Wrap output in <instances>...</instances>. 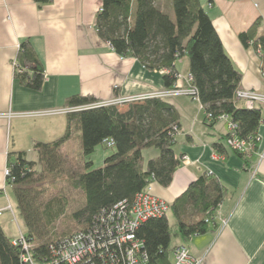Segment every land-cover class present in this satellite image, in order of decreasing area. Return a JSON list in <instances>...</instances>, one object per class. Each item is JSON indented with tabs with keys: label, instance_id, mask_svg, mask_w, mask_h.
<instances>
[{
	"label": "trees",
	"instance_id": "trees-1",
	"mask_svg": "<svg viewBox=\"0 0 264 264\" xmlns=\"http://www.w3.org/2000/svg\"><path fill=\"white\" fill-rule=\"evenodd\" d=\"M50 1L33 0L39 8ZM259 24L254 22L239 39L245 47L251 44L264 69V37L256 36ZM95 32L120 57L133 58L147 70L162 72L164 90L175 87V65L185 58V76L191 77V85L198 92L207 127L227 116L237 125L239 138L254 139L261 122V108L247 109L234 100L241 75L225 55L199 0H101ZM17 61L16 78L27 88L39 90L44 71L29 42L20 45ZM94 104L91 98H68L64 108L78 110L66 114L63 135L48 143L35 142V160L21 152L9 163L7 183L13 188L16 211L24 224L23 234L31 246L34 264L50 260V246L88 229L102 210L110 211L121 202L132 207L135 196L152 184L169 186L179 166L180 159L174 153L178 116L167 100L150 98L87 108ZM75 136L80 140L82 158L108 140L114 143L108 148L114 152L100 168L89 170L91 162L81 163L78 171L72 168L68 183L82 195L84 205L69 219L81 229L58 234L54 226L67 217L66 198L53 192L57 191L55 182L62 180V166L70 165V157L63 148ZM144 149H155L158 155L145 162ZM213 149L218 154L224 152L220 143L214 144ZM225 194L216 179L203 175L169 205L176 224L173 232L166 216L139 223L134 237L142 244L147 264H171L176 248L171 246L172 237L184 241L206 233L215 223L214 212ZM12 242L0 226V264H26L21 261V247ZM109 252L105 264H123L120 249L114 246Z\"/></svg>",
	"mask_w": 264,
	"mask_h": 264
},
{
	"label": "crops",
	"instance_id": "crops-1",
	"mask_svg": "<svg viewBox=\"0 0 264 264\" xmlns=\"http://www.w3.org/2000/svg\"><path fill=\"white\" fill-rule=\"evenodd\" d=\"M199 2L225 55L241 75L238 89L261 93V58L239 36L259 21L256 36L264 37V0ZM100 7L101 0H51L40 8L33 0H0V226L12 240L25 229L4 171L18 153L35 160V142L48 143L63 135L66 114L58 112L68 109L64 108L68 98H91L97 105L165 89L162 72L120 57L98 37L95 19ZM23 42H29L44 71L42 86L36 91L15 76ZM175 69L184 77L186 59L178 61ZM183 84L178 79L175 86ZM167 102L178 116L174 153L180 163L169 186L152 184V195L171 205L203 175L213 177L226 190L214 212V225L204 234L180 239L182 243L173 247H186L200 264H264V106H259L258 142L245 159L225 146L224 121L207 127L199 101L179 96ZM43 111L58 114L25 116ZM8 114L12 117L7 118ZM217 143L223 146L221 154L213 149ZM222 220L226 225L221 228Z\"/></svg>",
	"mask_w": 264,
	"mask_h": 264
},
{
	"label": "built area",
	"instance_id": "built-area-1",
	"mask_svg": "<svg viewBox=\"0 0 264 264\" xmlns=\"http://www.w3.org/2000/svg\"><path fill=\"white\" fill-rule=\"evenodd\" d=\"M19 71V69L17 68ZM261 78L263 80V91H241L237 89L234 94V100L241 102L247 109L255 106H264V69H261ZM187 86H175L170 90H163L141 97H133L130 99H121L106 104L90 105L87 108L109 106L114 104H123L143 99L157 98L168 100L173 97H188L193 101L198 100V92L191 85V77L178 76ZM78 109H65L58 113L67 114ZM56 111H43L37 113L26 114L30 117H46L58 114ZM11 118L12 115H6ZM22 116V115H18ZM208 119L211 117L207 116ZM218 120L226 123L225 146L234 153L248 158L255 150L258 138L244 140L237 136V125L230 121L227 116H221ZM107 148H112L114 143L111 140L105 141ZM4 175L9 176V169H5ZM151 186L138 193L135 196L134 204L128 207L125 202L118 203L112 210H102L94 219V223L85 231H80L74 235L64 238L55 245L50 246L51 258L43 264H105L108 252L111 247L121 250L123 264H147V258L142 251V244L135 239L134 231L139 223L150 218H158L166 216L169 212V205L152 195ZM10 210V208H9ZM1 214V212H0ZM226 221L220 222V227H224ZM12 244L20 246L22 249L21 261L26 264H34L31 258V246L27 243L24 234H20L14 239ZM123 248V250H122ZM110 253V252H109ZM111 253L109 257L111 258ZM113 256V255H112ZM171 264H200V260L193 257L186 247H176L172 253Z\"/></svg>",
	"mask_w": 264,
	"mask_h": 264
},
{
	"label": "rangeland",
	"instance_id": "rangeland-1",
	"mask_svg": "<svg viewBox=\"0 0 264 264\" xmlns=\"http://www.w3.org/2000/svg\"><path fill=\"white\" fill-rule=\"evenodd\" d=\"M170 16L171 17L173 16L172 12ZM63 152L66 153L68 157H70L68 159L70 162V165L66 163V165L62 166V170L60 174L62 180L59 179V181L57 180L55 182L57 191L53 193L59 196L61 195L65 196L67 217L59 219L55 223L54 229L57 231L58 234L64 231H67V230H70V234H72L80 230L81 227L75 226L76 223L70 220L69 218L73 212L83 207L84 202H83L82 195L79 192L73 191L70 188L69 183H68V175L72 173V170H73L72 168H74L75 171L80 170L82 166L81 163L83 162L84 163L91 162L92 166L89 168V170L100 168L103 165L104 159L112 155L114 150L108 149L106 145L102 144V145L97 146L94 149L92 154L82 158L81 149H80V140L78 136H75L71 141H69L64 146ZM157 155H158V151L155 149H144L142 151V156L145 161ZM46 181H48V179ZM45 185H47V183H45ZM188 212H190V210ZM166 217H167L169 228L171 232H173L176 229L175 220L170 212L167 213ZM18 218H19V221L21 222L20 217ZM180 243H182L180 239H176L172 237L171 246H174L175 244H180Z\"/></svg>",
	"mask_w": 264,
	"mask_h": 264
}]
</instances>
